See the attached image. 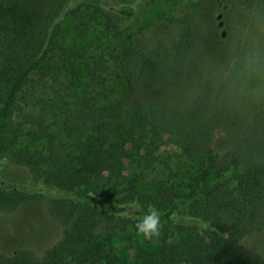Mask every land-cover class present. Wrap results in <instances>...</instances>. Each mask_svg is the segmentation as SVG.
<instances>
[{
  "label": "trees",
  "instance_id": "16d2710c",
  "mask_svg": "<svg viewBox=\"0 0 264 264\" xmlns=\"http://www.w3.org/2000/svg\"><path fill=\"white\" fill-rule=\"evenodd\" d=\"M128 2L116 8L0 0V210L21 207L0 236V264H68V254L79 263L115 264L113 248L93 240L137 230L142 213L131 209L135 201L144 211L159 210L161 232L172 227L183 234L170 244L154 238L160 247L144 264H264L242 242L264 231V107L244 118L210 81L175 104L162 96L165 85L181 95L188 61L206 35L216 47L224 39L215 23L206 31L204 0H195L182 18L161 15L148 43L139 45L126 23L139 0ZM83 7L100 17L103 34L129 40L118 62L126 93L112 101L75 100L57 140L43 113L51 99L74 95L81 80L106 81L99 57L60 40L62 22L79 18ZM165 134L178 137L193 168L187 184L173 187L169 164L156 154ZM130 163L160 173L153 192L134 182L114 185ZM35 198L47 203L46 223L25 214Z\"/></svg>",
  "mask_w": 264,
  "mask_h": 264
},
{
  "label": "rangeland",
  "instance_id": "374dc122",
  "mask_svg": "<svg viewBox=\"0 0 264 264\" xmlns=\"http://www.w3.org/2000/svg\"><path fill=\"white\" fill-rule=\"evenodd\" d=\"M194 1L139 0L134 17L126 22L129 26V33L135 43L145 46L161 15L182 18L190 8L194 7ZM85 2L116 8L130 4L128 0H85ZM82 11L79 18L70 16L62 22L61 43L68 48L76 46L79 51L86 47V56L99 57L100 63H97V66L106 81L85 84L81 80L77 84L74 95L51 99L43 113L46 118L45 124L49 126V132L57 140L63 137L62 125L75 100L89 97L97 101H112L121 99L126 93L121 73L118 70V62L124 56L129 40L125 37L112 38L103 34L98 25L100 17L93 12V9L83 7ZM204 21L207 22L206 31L214 23L216 24L217 33L224 39L222 42L225 45L216 47L210 36L206 35L203 46L198 48L188 61L181 95H178L179 93L175 90L166 88L165 85L162 96L171 98L170 101L175 104V100L193 96L200 85L210 81L214 87L222 89L218 94L221 99L234 105L244 118H249L255 110L264 107V99H239L230 96L226 91L227 84L220 79V73L228 65L237 63L250 47L257 44L264 46V0H255L250 7L242 6L233 0H222L216 5H214V0H204ZM76 93L78 95L75 97ZM156 145L158 158L163 164H169L170 169H166V174L170 180H173V187L187 184L193 168L184 156L178 137L165 134L156 140ZM158 177H161L160 173L148 172L144 167L130 163L119 171L114 185L125 186L134 182L140 191L150 193L153 192ZM20 208L18 206L10 210L5 207L0 210V236L7 234L13 217L17 215L16 212ZM27 213L33 217L34 221L46 223L51 220L44 199H33L25 210V214ZM182 236L183 234L177 229L166 227L162 230L159 239L162 238L166 244H170L177 242ZM93 241L95 244L103 243L113 248V255L116 257L115 264H144L145 256L156 252L160 247V241L144 239L137 230L130 227L117 232L110 240L96 238ZM242 242L249 251L264 256V231L245 237ZM67 260L68 264H88L79 263L77 259L73 260L70 254L67 255ZM96 264H104V262Z\"/></svg>",
  "mask_w": 264,
  "mask_h": 264
},
{
  "label": "clouds",
  "instance_id": "9594fccd",
  "mask_svg": "<svg viewBox=\"0 0 264 264\" xmlns=\"http://www.w3.org/2000/svg\"><path fill=\"white\" fill-rule=\"evenodd\" d=\"M220 79L227 84L226 91L230 96L239 99H264V46L257 44L247 49L237 63L230 64L221 71ZM130 207L133 211L142 213L136 217L138 234L148 240L158 238L162 228L159 210L149 206L144 211L138 201L131 203ZM119 215L120 218H129L127 212Z\"/></svg>",
  "mask_w": 264,
  "mask_h": 264
}]
</instances>
